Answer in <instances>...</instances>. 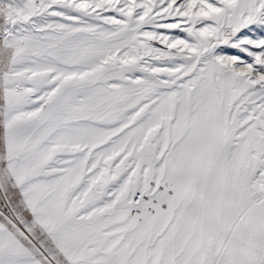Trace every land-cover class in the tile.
Returning a JSON list of instances; mask_svg holds the SVG:
<instances>
[{"label":"snow or ice","instance_id":"snow-or-ice-1","mask_svg":"<svg viewBox=\"0 0 264 264\" xmlns=\"http://www.w3.org/2000/svg\"><path fill=\"white\" fill-rule=\"evenodd\" d=\"M0 264H264V0H0Z\"/></svg>","mask_w":264,"mask_h":264},{"label":"rangeland","instance_id":"rangeland-1","mask_svg":"<svg viewBox=\"0 0 264 264\" xmlns=\"http://www.w3.org/2000/svg\"><path fill=\"white\" fill-rule=\"evenodd\" d=\"M229 52H231V54H236L235 50L229 49Z\"/></svg>","mask_w":264,"mask_h":264}]
</instances>
